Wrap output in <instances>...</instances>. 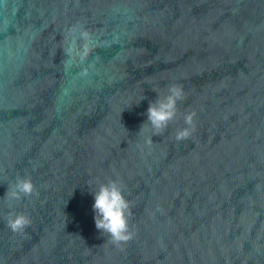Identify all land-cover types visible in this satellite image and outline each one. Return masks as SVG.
I'll return each instance as SVG.
<instances>
[{
	"label": "water",
	"instance_id": "water-1",
	"mask_svg": "<svg viewBox=\"0 0 264 264\" xmlns=\"http://www.w3.org/2000/svg\"><path fill=\"white\" fill-rule=\"evenodd\" d=\"M174 84L176 118L140 131ZM109 180L120 246L95 226ZM0 264H264V0H0Z\"/></svg>",
	"mask_w": 264,
	"mask_h": 264
},
{
	"label": "clouds",
	"instance_id": "clouds-1",
	"mask_svg": "<svg viewBox=\"0 0 264 264\" xmlns=\"http://www.w3.org/2000/svg\"><path fill=\"white\" fill-rule=\"evenodd\" d=\"M184 99L182 86L174 84L169 86L163 95L157 94L154 101H150L147 109V120L142 124L140 131L145 125H150L155 134H159L167 128L178 113V102ZM195 112L184 115L187 127L178 129L176 140L189 138L195 130ZM151 143V137L146 141ZM36 193V186L30 176H20L16 178L11 190L6 195H10L13 200L22 197H31ZM94 195L93 210L96 228L104 235L108 234L111 242L117 246L127 243L133 239L134 233L130 227L131 203L124 195V189L117 180H109L102 183L99 188L92 191ZM30 217L25 213H11L7 218V227L13 232H23L30 224Z\"/></svg>",
	"mask_w": 264,
	"mask_h": 264
}]
</instances>
